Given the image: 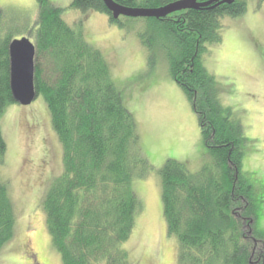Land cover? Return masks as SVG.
<instances>
[{
  "label": "trees",
  "instance_id": "trees-1",
  "mask_svg": "<svg viewBox=\"0 0 264 264\" xmlns=\"http://www.w3.org/2000/svg\"><path fill=\"white\" fill-rule=\"evenodd\" d=\"M35 1L39 19L33 31L34 88L45 101L62 148V171L49 182L40 202L51 245L60 264H133L122 247L140 210L132 181L150 171L135 119L124 105L105 56L87 41L82 27L69 24L50 0ZM114 1L156 8L176 0ZM71 4L83 14L104 13L111 23L122 24L102 0ZM244 12L245 1L233 0L214 8L177 11L163 19L146 18L158 37L172 43L170 72L191 97L209 157L198 172L174 159L166 160L159 172L166 234L178 243L175 264H264V239L256 249L260 254H252L256 243L242 229V221L255 223L257 217L252 187L241 172L237 174L245 140L242 127L219 103L214 79L199 60L207 44L221 41L220 17ZM10 41L0 10V116L14 102ZM41 55L50 67L47 72L38 65ZM5 154L0 128V166ZM236 206L252 218L241 219ZM15 222L8 184L0 176V250L13 238Z\"/></svg>",
  "mask_w": 264,
  "mask_h": 264
},
{
  "label": "rangeland",
  "instance_id": "rangeland-1",
  "mask_svg": "<svg viewBox=\"0 0 264 264\" xmlns=\"http://www.w3.org/2000/svg\"><path fill=\"white\" fill-rule=\"evenodd\" d=\"M50 1L69 24L80 25L87 41L105 56L150 164L147 176L132 181L140 210L122 247L133 264H175L178 243L166 234L159 172L168 159L198 172L209 157L191 97L170 72L172 43L158 37L146 18L121 16L118 25L104 13L83 14L72 0ZM244 1L243 14L220 17L221 41L207 44L199 60L214 79L219 103L242 127L245 140L237 174L252 187L257 217L255 223L241 224L255 249L264 239V0ZM0 10L11 40L24 36L34 41L39 19L35 0H0ZM40 58L38 65L47 72L50 67L43 55ZM0 128L6 142L0 176L8 184L16 217L13 238L0 250V264H60L40 206L47 185L62 171V148L43 97L37 95L29 105H6ZM238 207L241 219L252 218Z\"/></svg>",
  "mask_w": 264,
  "mask_h": 264
},
{
  "label": "water",
  "instance_id": "water-1",
  "mask_svg": "<svg viewBox=\"0 0 264 264\" xmlns=\"http://www.w3.org/2000/svg\"><path fill=\"white\" fill-rule=\"evenodd\" d=\"M114 19L121 16L133 18L163 19L182 10L214 8L233 0H176L156 8L127 7L114 0H102ZM9 84L12 99L21 105H29L37 96L34 88L35 45L27 37L14 38L8 45Z\"/></svg>",
  "mask_w": 264,
  "mask_h": 264
},
{
  "label": "flooded vegetation",
  "instance_id": "flooded-vegetation-1",
  "mask_svg": "<svg viewBox=\"0 0 264 264\" xmlns=\"http://www.w3.org/2000/svg\"><path fill=\"white\" fill-rule=\"evenodd\" d=\"M256 249H257L256 247H255V249L253 248V250H252V251H253V254L255 253V250H256ZM258 258H259V257H258ZM258 260H259V259H258Z\"/></svg>",
  "mask_w": 264,
  "mask_h": 264
}]
</instances>
